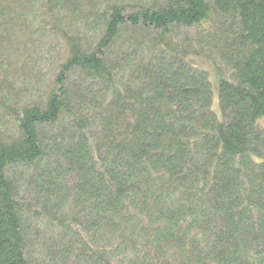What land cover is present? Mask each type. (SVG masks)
<instances>
[{
    "label": "trees",
    "instance_id": "16d2710c",
    "mask_svg": "<svg viewBox=\"0 0 264 264\" xmlns=\"http://www.w3.org/2000/svg\"><path fill=\"white\" fill-rule=\"evenodd\" d=\"M263 117L264 0H0V264H264Z\"/></svg>",
    "mask_w": 264,
    "mask_h": 264
},
{
    "label": "rangeland",
    "instance_id": "374dc122",
    "mask_svg": "<svg viewBox=\"0 0 264 264\" xmlns=\"http://www.w3.org/2000/svg\"><path fill=\"white\" fill-rule=\"evenodd\" d=\"M109 1V0H107ZM119 2H129V3H135V2H143L145 0H118ZM88 1H84V4H86ZM60 19H65V17H60ZM47 22H44V26L49 27L45 25ZM42 26H34L27 36H29V45H27L24 51L25 54H27L30 58L29 61L26 60L24 63L27 64V67L31 66L32 69H25L26 72H29L32 74L34 78L40 82L39 84L41 86L44 85V78H48L54 69L55 63L58 61V59L61 56V52L58 51L59 44L57 40V35L55 33H49L44 28L42 29ZM26 40H21L20 43H23ZM24 43V44H25ZM36 44L35 47L31 48L32 45ZM19 49H23L22 47H18ZM38 48V49H37ZM30 49L29 52H27ZM39 57V59H36L35 55ZM189 63L192 64L194 67L200 68L203 71L207 73L210 85H211V110L215 113L217 118H220V111L218 106V77L217 73L215 71L214 65L210 60L202 59L196 56H191L188 59ZM19 62L18 64L20 66L15 67L16 70L22 69L21 67H25V64ZM23 72V71H21ZM256 126L260 129L264 130V117L260 118L256 121ZM37 230L39 231L36 243H38L41 239V237H47V231L46 226L44 224L39 223ZM36 230V232H37ZM35 235V236H36ZM34 236V237H35ZM40 238V239H39Z\"/></svg>",
    "mask_w": 264,
    "mask_h": 264
}]
</instances>
